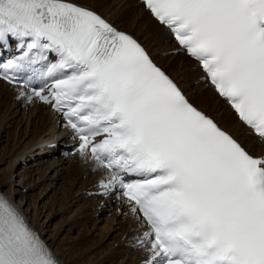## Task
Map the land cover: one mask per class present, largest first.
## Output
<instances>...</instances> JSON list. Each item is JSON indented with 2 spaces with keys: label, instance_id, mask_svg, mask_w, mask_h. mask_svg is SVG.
<instances>
[{
  "label": "snow or ice",
  "instance_id": "1",
  "mask_svg": "<svg viewBox=\"0 0 264 264\" xmlns=\"http://www.w3.org/2000/svg\"><path fill=\"white\" fill-rule=\"evenodd\" d=\"M145 4L264 142V0ZM10 41L20 55L0 76L52 81L32 95L63 112L82 157L110 170L101 187L118 185L143 219L145 264H264V154L190 103L137 39L74 0H0ZM0 264H58L3 196Z\"/></svg>",
  "mask_w": 264,
  "mask_h": 264
},
{
  "label": "rangeland",
  "instance_id": "2",
  "mask_svg": "<svg viewBox=\"0 0 264 264\" xmlns=\"http://www.w3.org/2000/svg\"><path fill=\"white\" fill-rule=\"evenodd\" d=\"M74 1L79 4L88 5V3H84L85 1L82 0ZM115 2V0H96V6L102 3L104 6L107 4L110 6L107 11H111ZM130 5L131 7L133 6L132 4ZM95 9L101 11V9L97 7H95ZM135 11L136 15L134 19H137L139 15L137 6L135 7ZM118 14L121 13L119 12ZM131 20H133L132 14H130L126 20L127 26H131ZM142 32L146 35L148 34V38L144 35V40L149 43H153V45L156 44L155 42H152V39H154V37H152V32H149L146 28ZM157 36L163 37L164 34H161L158 31ZM158 44L159 43L156 45ZM159 53L157 55H159ZM163 57L168 59L167 56ZM166 67H168L171 73L174 71L173 74L179 77L178 79L180 81H187V83L184 84L185 86H183L192 88L190 90L191 92L194 91L196 86L202 85V83L197 82L199 74L196 72L198 68L194 67V65L190 66L188 61L181 57V55L178 56L176 60L170 59L169 62L166 63ZM12 91L15 92V89ZM201 92H203L206 96L194 91L195 97L193 100L198 104L204 105L210 110L213 94L205 86L202 87ZM0 108V117L2 116L0 118V178L7 181L8 186L14 189L17 199L23 197L24 202L27 203L26 208L29 207L28 216L30 217L32 224L38 220L37 216H35L33 221V215H36V212L41 214V221L47 228L48 235L56 233L57 239L56 242L53 243L55 247L52 246L55 252L58 251L59 255L61 253L62 256H64V260L69 264H91L93 260H100V258L108 255L110 250L107 249H109V247L117 249L119 247V243H114L113 240V237L117 232L114 231L112 227L110 230L107 229L111 226L110 221H112V214L115 210H113V208L108 209L107 207L109 205L99 207L98 201L94 203L93 199L84 196V190L91 183V181L88 180L86 184H83V179H81L80 181L83 187H81L80 184L77 185V182L74 183V186L72 187L70 182H73V179H76L77 176H71L68 174L66 168L67 164H61V161L56 163L54 166H50L49 163L55 159L32 160V156L37 155V153H34L35 149H28L23 158L20 160L19 158L16 159L18 150L23 147L24 142L29 140V138L24 136L23 133L24 123H21L20 121L21 112L20 114L10 115V117L6 118V115H4L6 104L1 103L0 101ZM220 109L225 111L228 110L232 118L234 117V114L223 103L221 104ZM217 114L218 108L215 115ZM64 160H68V158ZM32 164H36V166L32 167ZM27 166L29 171L25 172L24 169ZM64 176L67 177L65 178L66 180L64 179ZM49 177L51 178V181L49 180ZM8 186H2V189H7ZM76 188L79 190V199L78 202L74 204L72 198L73 190L75 191ZM78 206L83 207L80 213L78 211ZM101 209H105V211L99 212L98 210ZM112 225L115 227V220L112 221ZM105 231H109L106 233L107 235L109 234V238H104ZM49 243L51 244L50 241ZM127 246L129 247V245ZM91 248L93 251H91ZM133 253L135 252L132 251V253H130L131 256L134 255ZM104 264H110V262H105Z\"/></svg>",
  "mask_w": 264,
  "mask_h": 264
},
{
  "label": "bare ground",
  "instance_id": "3",
  "mask_svg": "<svg viewBox=\"0 0 264 264\" xmlns=\"http://www.w3.org/2000/svg\"><path fill=\"white\" fill-rule=\"evenodd\" d=\"M82 1H85L84 3H88V5H85V4H81V5L89 6L93 9H95V7L101 9V11H99L97 9H95V10L99 11L101 14H103L105 17H107V19H109L118 28L125 30L127 32H130L133 35H135L138 39H140L144 43V45L147 47V49L151 52L154 60L158 63V65L163 67L175 80L178 81V83L180 84L182 89L189 96L190 100L195 105L200 107L203 111H205L206 113H208L209 115L214 117L224 129H226L232 135L237 137L243 143V145L249 149V151L251 153H253L255 155H259V154L264 153V145L262 143H258L256 140V137H254L253 135L249 136V134L246 133L245 127L235 118V116L232 118V116L228 110L225 111L223 109H220L222 102H221L220 98L211 90V88L207 87L213 94L210 110L208 108H206L204 105L198 104L197 102H195L193 100V98L195 97L194 91H197L198 93L204 94L203 92H201L203 84L196 86L194 91L191 92L190 90L192 88L184 87L185 86L184 84H186L187 81H184V80L180 81L178 79L179 77H177L175 74H173L174 71H173V73H171L169 71L168 67H170V66L166 67V63H168L170 59L176 60V58L180 55H181V57H183L185 60L188 61L190 66L194 65L193 60H191L187 56H185L183 54H179V52H175L173 50L175 48V43L170 39L165 28L163 26L157 24V22L150 17V15L142 8L141 4H139L137 2V0H115L116 2H115V4L113 3L114 5H113L112 9L110 8L111 11H107L108 7H110L107 4L104 6V4L102 3L98 6H96V0H82ZM130 4H132L133 6L131 7ZM136 6L139 10V12H138L139 15H138L137 19H134L135 15H136V11H135ZM119 12L121 14H118ZM130 14L133 15V20H131L132 21L131 26H127L126 20ZM145 28L148 29L149 32H152V35H153L152 37H154V39H152V42H155L156 44L159 43L158 45H156V44L153 45V43H149L146 40H144V37H145L144 35H146V34L143 33L142 31ZM133 31H135V32H133ZM158 31L161 34H164V36L163 37L157 36ZM146 38H148V34L146 35ZM151 44H152V46H151ZM158 53H159V55H157ZM163 56H167L168 59H165V57H163ZM185 72H187V71H185ZM196 73L200 75L199 69H197ZM13 89H15L13 86H9V85L3 83L2 81H0V101H1V103L6 104V109H5L4 115H6V118H7V117H10V115H17L18 113L20 114V112H21L20 121H21V123H24V132L23 133H24V136L29 138V140H27V142L23 141L24 142L23 147H21V149L18 150V152L16 154V159L19 158V160H20L21 158H23L24 154L26 153V151L28 149H35L34 153L38 154L41 150H44L42 147L46 146V144L48 142H51L53 140V136L56 132L55 122H54V118H55L56 114L52 110L48 109V107L45 105H37L33 101L24 103L21 99H17L16 98L17 92L12 91ZM11 98H12V100H11ZM217 108H218V114L215 115V113L217 112ZM8 124H10V123H8ZM17 124H18V122H17ZM251 143H255L258 148H256V149L250 148ZM59 162H61V164L64 163L65 165L67 164L66 168H67L68 174H70L71 176H73V175L77 176L76 179H73V182L70 179V181H71L70 183L72 184L71 185L72 187L74 186V183H76V182H77V185L80 184V186L83 187L80 180L83 179V184H86L88 182V180L92 181L94 175L96 174V172L91 171V166L87 162H85V159L83 157H80V156L70 157V158H68V160L57 159V160L51 161L49 163V165L54 166V165H56V163H59ZM33 166L35 167L36 164H32V167ZM29 167H31V166H29ZM24 171L25 172L29 171L28 166L25 167ZM41 174H42V172H41ZM65 176H66V174H65ZM65 176H64V179L67 178ZM49 180L51 181L50 177H49ZM67 185H68V183H67ZM2 186H8V183L3 178H0V190L5 192L6 194H8L12 200H14L16 203H18L21 210H23L25 212V214H26L27 218L29 219L31 225L35 224V227L38 229V231L44 237V239L47 241V243L51 247L52 246L55 247L53 245V243L56 242L57 235H56V233H53L52 235H48V230L44 226V223L41 221V216H40L41 214H38L35 212L36 215H33V221L35 219V216H37L38 220L35 223L33 222V224H32L30 217L28 216L29 207L26 208L27 203L24 202L23 197L22 198L20 197L19 199H17L16 192L14 191V189L12 187L8 186L7 189H2ZM78 199H79V190L76 188L75 191L73 190L72 201L74 202V204L76 202H78ZM98 202H99V200H98ZM106 205H109L107 207L108 209H110V208L115 209V212L112 214V218L111 217L110 218L112 219V221H114V220L116 221V225H114L115 227H113L112 221H110L111 226H109L107 229L110 230V228L112 227L113 230L117 232L115 234L116 236L114 235L113 240H114V243H119L118 244L119 247L117 249H115L113 247H109V249H107V250H110L108 255H105L104 257L100 258V260H95V261L93 260V262L91 264H104L105 262H110V264H136L137 261L139 259H141L143 256L141 255V253L139 251H134L135 252V253H133L134 255L131 256L130 253H132V252L129 251L128 246H127V245H129V244H127L129 236L131 233H133L132 232V228H133V224H134L133 217L130 216V213L128 211H126V209L123 207H122L123 210L120 213H118L117 210H118V207L121 206V203L115 199L112 200L110 203H107ZM78 207H79L78 211L80 213V211L83 209V207H81V206H78ZM102 210L105 211V209H101V211ZM108 232L109 231H107V232L105 231V234H104L105 239L109 238V236H108L109 234L108 235L106 234ZM48 240L51 242V244L49 243ZM101 247H102V245H101ZM53 250H54V248H53ZM91 251H93V249ZM55 254L62 260V262L64 264L65 263L69 264L64 260V256H62L61 253L59 255V253L57 251V252H55Z\"/></svg>",
  "mask_w": 264,
  "mask_h": 264
}]
</instances>
